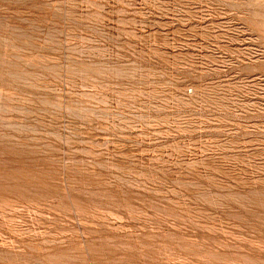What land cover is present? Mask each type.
I'll return each instance as SVG.
<instances>
[{
  "label": "rangeland",
  "instance_id": "rangeland-1",
  "mask_svg": "<svg viewBox=\"0 0 264 264\" xmlns=\"http://www.w3.org/2000/svg\"><path fill=\"white\" fill-rule=\"evenodd\" d=\"M0 264H264V0H0Z\"/></svg>",
  "mask_w": 264,
  "mask_h": 264
}]
</instances>
